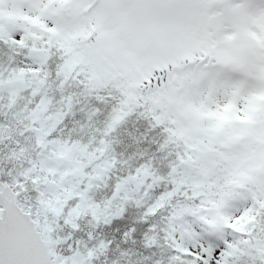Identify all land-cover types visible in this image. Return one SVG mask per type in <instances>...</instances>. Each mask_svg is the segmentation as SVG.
<instances>
[{"label":"snow or ice","instance_id":"1","mask_svg":"<svg viewBox=\"0 0 264 264\" xmlns=\"http://www.w3.org/2000/svg\"><path fill=\"white\" fill-rule=\"evenodd\" d=\"M202 3L0 0V264H264V86L193 94Z\"/></svg>","mask_w":264,"mask_h":264},{"label":"rangeland","instance_id":"2","mask_svg":"<svg viewBox=\"0 0 264 264\" xmlns=\"http://www.w3.org/2000/svg\"><path fill=\"white\" fill-rule=\"evenodd\" d=\"M192 37L197 47L212 54H207L208 64L189 66L194 95L203 87L223 94L264 86V0H203ZM256 103L250 101L253 111ZM215 115L219 121L235 116L234 106L226 105Z\"/></svg>","mask_w":264,"mask_h":264},{"label":"trees","instance_id":"3","mask_svg":"<svg viewBox=\"0 0 264 264\" xmlns=\"http://www.w3.org/2000/svg\"><path fill=\"white\" fill-rule=\"evenodd\" d=\"M6 57H7V50L6 49H0V59H6ZM231 119H233V118H225V119H223V118H221L220 119V121L221 122H225V121H230ZM223 120V121H222ZM123 149H121V148H117V151H122ZM131 218L129 219V221H128V223H127V226L128 227H131L132 225H133V223L135 222V220H134V218H135V216L137 215V213H136V210L135 209H132L131 210ZM98 235H100L101 236V238H108V239H110L111 238V235H112V233L110 232V229H107V228H101L100 230H99V232H98ZM113 247H115V244L113 245ZM121 247H128V245H121ZM109 258L110 259H112V258H114L113 256H112V253L110 252L109 253Z\"/></svg>","mask_w":264,"mask_h":264}]
</instances>
